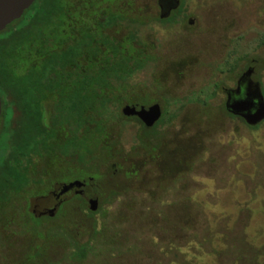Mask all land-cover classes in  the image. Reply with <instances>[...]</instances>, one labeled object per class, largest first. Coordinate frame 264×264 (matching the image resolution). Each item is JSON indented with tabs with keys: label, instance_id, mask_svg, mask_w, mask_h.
<instances>
[{
	"label": "rangeland",
	"instance_id": "obj_1",
	"mask_svg": "<svg viewBox=\"0 0 264 264\" xmlns=\"http://www.w3.org/2000/svg\"><path fill=\"white\" fill-rule=\"evenodd\" d=\"M176 1L40 0L1 39L0 264H264V0ZM63 59L87 68L83 96ZM240 75L243 113L222 90ZM155 103L152 128L124 113Z\"/></svg>",
	"mask_w": 264,
	"mask_h": 264
},
{
	"label": "flooded vegetation",
	"instance_id": "obj_2",
	"mask_svg": "<svg viewBox=\"0 0 264 264\" xmlns=\"http://www.w3.org/2000/svg\"><path fill=\"white\" fill-rule=\"evenodd\" d=\"M106 1L108 2V1H115V0H106ZM158 2L160 3L161 6H164V8L168 7V8H166V10H168V14L170 13L169 9L176 8V7H178V4H179L176 0L170 2L169 4L166 2V0H158ZM34 4H35V2L33 3V5ZM33 5L31 7H33ZM97 6H98V4L95 3V9H97ZM31 7H30V9H31ZM161 19H165V18L161 17ZM5 30H3V31H5ZM79 56L80 55H78V58H79ZM77 62L79 63V61H77ZM69 63H71V62H69ZM78 63L76 64L77 66L76 65L70 66L67 64H65L64 66H66V67L70 66L72 69V72L69 74V81H68L69 83L68 84L76 87L77 94H80L81 96H83V89L85 88V73H84L85 67H82V65L78 64ZM67 70L68 69H66V71H65L66 74H68ZM49 77L50 78L48 81L51 84L52 76L50 75ZM19 78H22V77H19ZM244 78L245 77H243V75H240L233 87H222V90L226 96L225 101H227V107L226 108L233 110V107H232L233 102L234 101H243V99L245 98V88H244L245 79ZM63 81L64 80L62 79V76H61V83H66L65 81L64 82ZM65 88L66 87H64V89ZM66 90H67V88H66ZM79 90H80V92H79ZM70 94L73 95V93H69V91H66L64 95H67L68 97H70L71 96ZM0 95H1V93H0ZM80 95L78 96V98H80ZM1 97H2V95H1ZM42 100H41V102H42ZM68 100L69 99H66V101H68ZM44 102H46V101H44ZM154 105L158 106L159 111H160V116H158V118L154 122H151L149 124H147V123L145 124L147 127H148V125H152L149 128H152L155 125H157L158 122L160 121V119L163 117V114H164L163 113L164 110H163L162 105L160 103H155L152 106H154ZM149 107H151V105ZM141 108H142V106L139 109H141ZM4 113H5V109H4V101H3V97H2V111H1V115H0V136H1V133L3 132L2 125H3ZM38 117H39V121L41 122L39 124L40 128L46 129V127H48L47 126V109L43 108V112L41 111L40 113H38ZM86 185L87 184L85 183V181L78 180V179L77 180L73 179V180L68 181L66 183L63 182L62 184L56 185L54 187V189H52L48 192V194L41 195V196H39V199H35V200L31 201L32 203L30 205V209L32 210L31 213H33V218L35 220H38V221H43V219L52 218V216L57 214L58 211L62 208V206L64 205V202L68 199L69 195L77 194V192L81 191L82 188H84ZM95 201H98V200H95ZM46 232H47V230H46ZM48 248H50V246L47 247V249Z\"/></svg>",
	"mask_w": 264,
	"mask_h": 264
},
{
	"label": "water",
	"instance_id": "obj_3",
	"mask_svg": "<svg viewBox=\"0 0 264 264\" xmlns=\"http://www.w3.org/2000/svg\"><path fill=\"white\" fill-rule=\"evenodd\" d=\"M35 0H0V32L5 30L11 23L20 19L25 12L30 9ZM251 105L250 101H234L232 104L233 111L238 113H243ZM2 111V97L0 95V115ZM126 115L137 114L142 117L147 124L154 122L158 116H160V111L157 105L151 106L149 108L142 107L137 111L134 107L127 106L124 109ZM258 116V115H253ZM258 119H253L251 122L255 123ZM93 208L95 209L98 205L97 201L93 202Z\"/></svg>",
	"mask_w": 264,
	"mask_h": 264
},
{
	"label": "trees",
	"instance_id": "obj_4",
	"mask_svg": "<svg viewBox=\"0 0 264 264\" xmlns=\"http://www.w3.org/2000/svg\"><path fill=\"white\" fill-rule=\"evenodd\" d=\"M39 2H40V0H36L35 1V4L33 5V7H31V9H29V10H27L26 11V13L23 15V17H21V19H18V20H16L15 22H13L11 25H9L8 27H7V29L5 30V31H3V32H1L0 33V42L3 40V39H5V41L7 42V43H10L12 40L10 39V38H13V34H15L16 32V30L18 29V25L19 24H22L23 22H24V20H25V18H26V16H27V14H29V12L31 11V10H33V9H38V4H39ZM24 32V35H28V33L26 32V31H23ZM43 34L45 33V31L44 30H42L41 31ZM2 39V40H1ZM46 48V46L44 45V49ZM3 49V47H0V59H1V57L3 56V54H4V50H2ZM54 52L55 53H57V52H62V51H60V49H59V47L57 48V47H55V49H54ZM57 55V54H56ZM7 57V56H6ZM6 57H4V58H6ZM63 61H65L64 59H63ZM65 64H67V65H76V64H74V63H69V62H64V65ZM77 66V65H76ZM50 68H53V64H49L48 65V67L44 70V74H46V72L48 71V69H50ZM86 72H87V68H84V73H85V75H86ZM51 76H52V80H51V82H52V85L54 86V84H61V73H59L58 71H55V72H53L52 74H51ZM21 80H12L13 81V85L14 86H16V85H18L19 87H18V89L19 90H25V89H27L28 88V80H27V77L25 78L24 76L22 77V78H20ZM87 78H86V76H85V80H86ZM53 86H51V87H53ZM17 87V86H16ZM101 89V88H100ZM99 89V90H100ZM105 89V88H104ZM106 90V89H105ZM99 96H103V92L102 93H99Z\"/></svg>",
	"mask_w": 264,
	"mask_h": 264
}]
</instances>
